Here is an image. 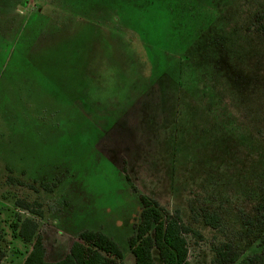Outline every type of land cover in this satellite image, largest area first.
<instances>
[{"label": "rangeland", "instance_id": "1", "mask_svg": "<svg viewBox=\"0 0 264 264\" xmlns=\"http://www.w3.org/2000/svg\"><path fill=\"white\" fill-rule=\"evenodd\" d=\"M263 12L264 0H0V264L26 256L19 218L38 222L53 261L88 213L134 264L126 175L181 212L188 264H226L223 242L260 252Z\"/></svg>", "mask_w": 264, "mask_h": 264}, {"label": "trees", "instance_id": "2", "mask_svg": "<svg viewBox=\"0 0 264 264\" xmlns=\"http://www.w3.org/2000/svg\"><path fill=\"white\" fill-rule=\"evenodd\" d=\"M255 18L258 30L264 33V12L257 14ZM123 171H126L124 167ZM126 177L139 201V212L126 240L127 248L134 257V264H155L154 250L162 264H188L184 235L191 230L184 223L181 212L178 209L168 211L156 199L141 193L131 183L130 177ZM8 180L13 181L11 177ZM17 205L35 215L40 213L25 201H19ZM201 216L207 226L213 229L220 226V216L217 213L202 208ZM38 227V222L30 217L19 218L17 222L11 223L14 237L28 246L22 264H125L124 250L118 242L102 230L90 229L79 231L68 251L62 257L50 261ZM216 253L226 264H264V248L258 253L241 257L230 243L223 242L216 248ZM3 257L4 253L0 251V263Z\"/></svg>", "mask_w": 264, "mask_h": 264}, {"label": "crops", "instance_id": "3", "mask_svg": "<svg viewBox=\"0 0 264 264\" xmlns=\"http://www.w3.org/2000/svg\"><path fill=\"white\" fill-rule=\"evenodd\" d=\"M84 222H81L79 226L82 228L81 230L84 229H90V230H101L100 227H95V223L99 222V220L96 217H91L89 216V213L82 218ZM102 221V220H101ZM101 224V223H100ZM83 225V227H82ZM95 227V228H94ZM79 230V231H81ZM104 231V230H102ZM105 232V231H104ZM107 233V232H106ZM108 234V233H107ZM30 249V247H29Z\"/></svg>", "mask_w": 264, "mask_h": 264}]
</instances>
